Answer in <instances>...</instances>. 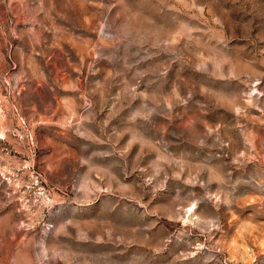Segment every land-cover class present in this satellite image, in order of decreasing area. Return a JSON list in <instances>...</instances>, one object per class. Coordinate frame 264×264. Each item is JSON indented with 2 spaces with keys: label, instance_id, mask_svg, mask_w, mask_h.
Here are the masks:
<instances>
[{
  "label": "rangeland",
  "instance_id": "1",
  "mask_svg": "<svg viewBox=\"0 0 264 264\" xmlns=\"http://www.w3.org/2000/svg\"><path fill=\"white\" fill-rule=\"evenodd\" d=\"M0 264H264V0H0Z\"/></svg>",
  "mask_w": 264,
  "mask_h": 264
}]
</instances>
